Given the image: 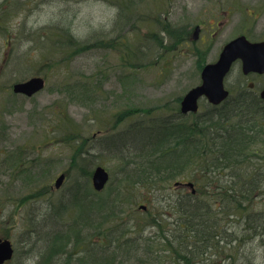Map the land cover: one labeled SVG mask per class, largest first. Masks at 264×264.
I'll use <instances>...</instances> for the list:
<instances>
[{"label": "rangeland", "instance_id": "rangeland-1", "mask_svg": "<svg viewBox=\"0 0 264 264\" xmlns=\"http://www.w3.org/2000/svg\"><path fill=\"white\" fill-rule=\"evenodd\" d=\"M112 1L116 0H0V239H9L15 246L16 255L9 264H38L40 254L49 248L44 244L52 228L46 226V221H56L59 235L79 221L84 208L85 212L86 207L100 202L106 206L99 213V219L80 238H71L68 244L83 246L85 250L79 253L81 259L107 254L114 241H119L121 258L115 261L118 263L123 258L124 264H139L137 261L146 257L141 250L144 243L137 239L140 236L155 237L153 257H161L158 254L163 253L159 242L162 236L153 229L145 228L141 232L139 228L149 223L155 213L170 209L171 200L176 202V198L195 189L202 195L217 192L218 196L229 188L230 175L240 176L244 182L258 174L259 182H264V105L257 102V110L255 107L248 110L252 116H247V106L242 110V117L234 114L235 121L244 124L237 129L235 121L218 123L217 127L201 120L203 129L214 131L213 134L227 135L232 130L240 136L248 131L246 142L241 140L235 145L243 155L233 157L229 169L225 167L218 172L217 168V178L208 188L197 187L201 182H194L191 172L183 173L174 181L153 172L141 176V182L125 180L129 174L137 178L145 170L146 162L153 160L154 150L147 142L143 147L136 142L129 147L119 145L127 136L125 133L131 131V139L140 137L148 129L165 134L159 127L152 128L155 120L176 121L163 123L172 129V124L177 122L198 123V117L208 112L210 105L202 100L199 114L188 113L183 117L178 113L183 97L200 85L204 65L216 61L221 44L220 40L216 41L211 56H206L189 54L186 46L178 43L196 24L206 23L214 12V0H133L136 4L131 10L120 9L118 4L113 6ZM169 12L174 18L169 17ZM138 14L142 15L140 20ZM168 23L173 24V31H179V39L163 32ZM65 26L85 44L105 42L107 45H95L64 59L67 44L62 45L58 35H61L59 28ZM241 26V18L236 17L230 29H236L238 35ZM154 35H158L156 38L163 42L164 48ZM53 62L57 64L52 66ZM33 77H43L46 87L32 98L8 90L11 82L14 85ZM250 82L251 78L244 79L234 73L227 86L233 89V85ZM255 123L260 124L248 128ZM147 135L150 134L141 137ZM218 135L217 160L225 156L218 149L223 140ZM80 159L91 162L92 172L102 166L111 174L104 192H95L91 177L79 173ZM61 174H66L67 179L57 190L55 181ZM77 181L87 183L90 193L82 194L87 202L57 215L64 195ZM235 184V193L240 192L242 183ZM262 185L255 193V201L249 204V213L264 212ZM37 190H41V195L49 194L41 197L38 193L40 199L34 202L32 198ZM224 222L225 219L221 220L220 225ZM36 225L38 228L33 233H26L30 226L33 229ZM229 225L233 226L230 233L237 232L235 237H246V240L228 246L221 243L210 259L196 264H264V238L251 241V231H244L234 217H230ZM39 238L42 241L37 243V248L41 253L32 246ZM45 248L46 252H42ZM73 248L67 246L66 250L73 251ZM79 255L72 264H77ZM88 259L83 264H89ZM103 259L104 264L113 261ZM49 264L63 262L60 256H53Z\"/></svg>", "mask_w": 264, "mask_h": 264}, {"label": "trees", "instance_id": "trees-1", "mask_svg": "<svg viewBox=\"0 0 264 264\" xmlns=\"http://www.w3.org/2000/svg\"><path fill=\"white\" fill-rule=\"evenodd\" d=\"M119 1L124 3V5H120V9L126 8L131 10L130 7L136 4V2L133 0ZM115 2L119 3L118 0ZM141 18L142 15L140 18H138V20ZM59 30L61 35H58V37L60 40H63L62 45L64 43L67 44L65 48L68 49V51L65 52L64 59H67L68 57H75L81 52L91 49V47L95 45L99 47L107 45L105 42H99L95 45L85 44L71 33V28H68V26L59 28ZM162 30L163 32L168 31L167 25ZM156 36L158 35H154V39L158 40L160 47L164 48L163 42L160 41L158 37L156 38ZM109 45L111 46L110 43ZM56 64V62H53L51 65L54 66ZM246 106L247 107H236L235 105L229 104L218 108L209 106L208 112L198 117V123L189 125L183 121L182 123L177 122L176 124H172L174 125V128L172 129H170L168 125L165 126L163 123H174L176 121L165 120L162 123L155 120V125H153L152 128L159 127L158 130L161 128L162 132L163 130L165 131V134H160L159 131L155 133L152 129H148L146 132L142 133L150 135L141 137L144 135L141 134L140 137L131 139V131L125 133L127 136L123 137V143L119 145L128 144L129 147L133 145V142H136L137 145H141L143 147L147 142L148 146L154 148L152 155L153 157H156V159L152 157L153 162H146L145 170L142 169L141 173H138L137 178L134 175L129 174L128 177H125V180L129 182L131 180L134 181L135 179L137 181H142L141 176L143 177L146 172H153V174H156L157 176L166 175L169 181H174L179 176H182L183 173L189 174V172H191L193 181L201 182V184H198L197 187L200 189L208 188V186L210 184L212 185V183L215 181V178H217V168L218 172L224 171L226 169L225 167H228L229 169L231 162H234L231 159L235 156L243 155L244 152L236 150L238 148L235 145L240 144L241 140L246 142L248 131L245 130L240 136L235 135L232 130H230L229 134L227 135L226 133L218 135L216 132L213 134L214 131L209 132L208 130L203 129L201 120H205V123L208 122L213 126L214 124H217V127L222 122L230 124V121L237 120L236 117H234V114L237 113V116L242 117V110L244 107L245 110H247L246 112L251 110V107H255L256 110L258 108L255 106V103H251ZM231 110H236V112L231 113ZM255 115L256 114H253V116ZM247 116L250 117L252 115H250L248 112ZM259 124L260 123L252 124L251 126H248V128H256L259 126ZM241 126H244V124L235 121V129L240 128ZM217 135L218 138L223 137L218 149L220 150L221 154L226 156H221V158L218 160ZM116 145L119 147L118 144ZM105 146L107 147L106 144ZM80 161H82V163H80V167L82 169L79 173H81L84 177H86V175L91 177L92 171L89 169L91 162L86 159H80ZM138 166H141V164H138ZM153 174H151V176ZM149 178L151 179L152 177ZM260 178L261 176L259 177L258 174H253L249 180L246 179L243 182L242 179H240V176L233 175L231 177L230 175L228 179V181H230L229 188H227L225 192H222V194H218V196L217 192H214V194L211 193L210 195L205 193L202 195L201 191H198L197 189V193L195 195L188 193L176 198V202L171 200V205H168L170 209L164 212H161V210L160 212L155 213L154 218L152 217L149 223L147 221L139 228L141 232L145 228L153 229L154 231H158V236H162L159 237V242L163 246V253L158 254L161 255V257H153L155 254L153 248V241L155 237L144 239L143 237L140 238V236L137 239H142L144 246H142L143 248L141 250L144 251V256L146 257L144 259L140 258L137 262L139 264H156V261H158V264H196V262L198 263L201 260H208L211 258V255L214 252H217V248L221 247V243H224L225 246H228L233 245L234 243H243V241L246 240V237H235L237 232H229V230H231L233 227L232 225H229L230 217H234L238 225H242L244 227V231H251V241H254L258 238H264V212H259V214L249 213L248 208L249 204L255 201L256 191L264 183L259 182ZM240 183H242L241 190L240 192L235 193V190L233 189L234 184L235 186H239L241 185ZM262 187L263 185L261 188ZM45 188L49 189V187ZM40 192L41 190H37V192L34 193L35 196L32 198L34 202L40 199V197H38V193ZM84 193H90L88 191L87 183L77 181V183L67 191L65 194L66 197L64 195L63 202L59 204L57 209V215L60 213L63 214V210H68L72 206L86 203V199L82 197V194ZM47 194L49 193L43 192V196L41 193L39 195L44 197ZM70 197L71 199H69ZM108 197L110 199V196ZM123 200H125V198H123ZM105 206L106 203L101 204L100 202L97 205H89L88 208L86 207L85 212L84 208L81 216L79 217V221L71 224V226H68L66 229L67 231L61 234L59 233V235V227L57 226L56 221H46V226H48V228H52V230L48 232V236L45 239L47 240V243L44 244L46 248L47 246L49 248L48 250L45 248L42 251L46 252L47 250V252L43 254L39 250L40 248H37V245H39L37 243H40L39 241L41 238L37 239V241L32 244V246L35 247V250L37 248V250L41 253V260L38 262V264L42 262L43 257H45V259L42 264H49V261L53 256H60V261H62L63 264L66 262L67 264H72L74 257H77V255L81 253L80 251H82L83 246L68 245L70 243V239L80 238L86 228L91 227V224L96 222V219H99V213L103 212L102 210L105 208ZM111 208L112 207L108 203V209L110 210ZM159 215H162L161 219ZM219 215L224 217L218 218ZM223 219H225V222L222 224L223 226H221L220 223ZM157 220L160 222L158 223ZM164 220L165 223H161ZM172 226L173 228H171ZM37 228V225L33 229H31L30 226V229L26 233H33V230ZM98 231L104 233L102 229H98ZM114 243L108 249L111 252L107 253V249V252L103 250L104 253L107 254H98L97 256L90 255L89 257L85 256L82 259L79 255V259L76 258L77 264H83L84 260L87 258H89V264H104L105 260L103 258L105 257L107 260H113L107 264H124V261L122 260L123 258L120 259L118 263L115 261L117 258H121L118 251L122 247V243H119V241H114ZM67 246L72 248L74 247L73 251L66 250ZM84 250L85 249H83V251ZM64 257H66V259H62ZM102 261L103 263H101Z\"/></svg>", "mask_w": 264, "mask_h": 264}, {"label": "flooded vegetation", "instance_id": "flooded-vegetation-1", "mask_svg": "<svg viewBox=\"0 0 264 264\" xmlns=\"http://www.w3.org/2000/svg\"><path fill=\"white\" fill-rule=\"evenodd\" d=\"M118 2L120 4L114 1L111 4L113 6L121 5L119 0ZM213 3L214 12L206 20L207 24H196L192 31L185 32L180 38L181 44L186 46L189 54L211 56L215 42L220 40L221 46L215 61L218 62L225 48L239 37H246L251 43H264V25H262L264 22V0H214ZM170 4L173 6L172 3ZM182 15H184V9ZM169 17L171 19L174 18L172 12H169ZM236 17L241 18L242 25L238 35L235 34L236 29H230L231 25H233V19ZM233 32L234 34H232ZM224 36H226L225 39ZM234 73H239L244 79L251 78V82L248 85L245 83H241L238 86L233 85L232 89L231 86L227 85L229 77ZM11 83L8 90L11 89L13 91V83ZM225 88L229 91L230 97L224 105L246 106L255 102L264 105V99H262L264 69L260 71L253 70L245 74L243 61L237 60L232 64L231 70L225 79Z\"/></svg>", "mask_w": 264, "mask_h": 264}, {"label": "water", "instance_id": "water-1", "mask_svg": "<svg viewBox=\"0 0 264 264\" xmlns=\"http://www.w3.org/2000/svg\"><path fill=\"white\" fill-rule=\"evenodd\" d=\"M242 59L244 62V72L247 74L253 70L264 69V45H252L245 37L239 38L230 43L221 55L217 63L207 65L202 74V83L193 88L184 97L181 103L183 114L197 113L199 110V100L206 97L213 105H220L225 101L229 93L224 87V80L229 73L232 64ZM45 88V80L41 77L32 78L24 83L14 86V92L33 97ZM264 98V92L262 93ZM109 173L99 167L93 175L94 187L97 191H102L109 181ZM65 175H61L56 181V188H60L64 182ZM14 247L10 240L0 239V264H5L14 256Z\"/></svg>", "mask_w": 264, "mask_h": 264}, {"label": "bare ground", "instance_id": "bare-ground-1", "mask_svg": "<svg viewBox=\"0 0 264 264\" xmlns=\"http://www.w3.org/2000/svg\"><path fill=\"white\" fill-rule=\"evenodd\" d=\"M223 123V122H222Z\"/></svg>", "mask_w": 264, "mask_h": 264}]
</instances>
